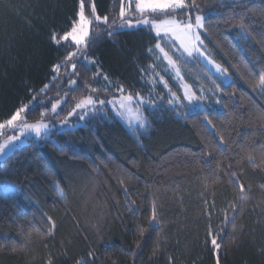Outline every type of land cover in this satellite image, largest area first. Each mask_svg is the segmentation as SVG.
<instances>
[{
    "label": "trees",
    "instance_id": "16d2710c",
    "mask_svg": "<svg viewBox=\"0 0 264 264\" xmlns=\"http://www.w3.org/2000/svg\"><path fill=\"white\" fill-rule=\"evenodd\" d=\"M121 1L85 0L93 23L73 70L76 46L51 37L71 29L81 0H0V123L22 106L27 122L63 120L87 96L138 94L147 125L127 129L104 109L0 162V179L16 185L0 194V264H264V0H195L203 48L228 83L163 45L204 94L202 111L164 72L149 29L117 30Z\"/></svg>",
    "mask_w": 264,
    "mask_h": 264
},
{
    "label": "snow or ice",
    "instance_id": "6c2138e0",
    "mask_svg": "<svg viewBox=\"0 0 264 264\" xmlns=\"http://www.w3.org/2000/svg\"><path fill=\"white\" fill-rule=\"evenodd\" d=\"M85 0H81L79 4V11H78V19L73 23L71 29L63 36H58L53 34L51 40L57 44L61 41H71L72 44L76 46L75 52H69L66 56V61L71 63V67L73 70L77 67L76 60L78 58V53H82L81 46H87L89 43V36H90V26L93 23L92 19L85 15ZM177 10H185L180 12V15L187 16L188 18L185 20H179L176 18ZM135 11L141 14V19L137 21V24H143L145 26H150L151 30L155 33L157 38V43L155 45V49L159 50V53L162 54L163 59L167 62L168 66L172 69H176V75L180 76V72L177 68L178 63L180 62L179 59H173L171 55H169L168 51L163 46L164 44L169 45L174 50H179L182 53L183 57L191 59L195 56L202 57L208 64L213 65L215 71L220 74V76L226 78L228 73L227 70L224 69L221 65L215 64V62L208 56L206 51L203 49L204 41L201 39V30L205 27V20L206 17L199 13L198 6L195 3V0H191L189 3L188 0H135ZM191 12H196L194 22L191 17ZM152 14H159L162 18H157L155 15ZM125 9L123 6L122 0V7H121V20L124 23H127L128 27H134L135 25L131 20H125ZM91 16L95 19V21L99 22H107V17L101 18L99 15L96 14V9L94 4L91 8ZM59 66L56 65L53 67V71H58ZM107 79V77H105ZM216 84L215 91L220 92L222 89V84L218 81H213ZM259 82L261 86H264V75H260ZM75 81L72 82L75 85ZM163 83V81H161ZM50 85L45 84L44 89L46 90ZM92 91H96L95 88ZM118 91L123 92L124 89L120 88ZM184 100H186L189 104L199 103L204 100V94L197 93L193 90L190 85H184ZM136 100L139 103H143L139 95L137 94ZM133 101V96H123L118 100H95L91 96L86 99L80 100L75 105L73 112L69 113V116L73 115L75 110H86L88 108H95L96 104H100L101 106L105 104H113L119 105L120 109H125L128 105L131 104ZM168 103L171 105L174 103V100H169ZM216 103L219 104L220 101L216 100ZM57 103H53L51 107V111L53 113L57 112ZM27 111V106L20 107L13 115H11L10 119L6 121V125L8 127H16L17 122L21 121L22 114ZM139 110H137L138 112ZM118 115H123V112L118 111ZM45 112H41L40 116L41 119L36 121L35 123H22V128L20 131V135H12L8 138L6 143H0V155L6 153V151L14 146V142L18 141L21 136L25 132H29L34 134V137L39 139L42 135L47 137V129L48 123L44 122L43 117ZM80 119H84V116L81 115ZM138 126L143 128L146 127V123L139 118L136 117ZM205 121L207 124L211 125L212 121L205 116ZM5 124L0 123V129H3ZM220 143H223V139H221ZM250 162H253V157H248ZM13 191L15 190L14 186H9ZM57 189L59 190V185H57ZM244 191L243 186H241V192ZM62 195V193H61ZM241 200H244L245 197L241 196ZM134 203V202H133ZM235 206H233V211H235ZM227 219V217H226ZM234 219V217H233ZM47 223L52 225L48 229V235H51L54 229V224L51 218L48 219ZM150 225L152 224H159L160 221L157 219L155 211H153L152 216L149 220ZM145 233V229H140V234L143 236ZM211 245L213 249L218 253L219 249L221 248V244L217 242L216 239H211ZM137 247L139 248L140 245L138 244ZM93 254L89 253V257ZM133 258H135L136 253H131ZM48 264H51L49 261ZM79 264V262H78ZM169 264H172L171 259L169 260ZM216 264H220V258L218 257L216 260Z\"/></svg>",
    "mask_w": 264,
    "mask_h": 264
},
{
    "label": "rangeland",
    "instance_id": "374dc122",
    "mask_svg": "<svg viewBox=\"0 0 264 264\" xmlns=\"http://www.w3.org/2000/svg\"><path fill=\"white\" fill-rule=\"evenodd\" d=\"M228 2H233V1H238V0H227ZM123 6L125 9V20H131L133 22V24L135 25L134 27L129 28L127 23L121 22L118 27L117 30H134V29H138V28H145V29H149L153 35L155 36V33L151 30L150 26H145L142 23L141 24H137V21L141 19V14L137 13L135 11V0H123ZM121 7H122V1H121ZM121 7H120V12H121ZM195 14L192 17V20L194 22L195 19ZM204 16H206V13H200ZM155 15L158 19L162 18L159 14H152ZM176 18L179 20H185L188 17L182 18L179 17L178 15H176ZM202 34H203V29L201 30V39H202ZM156 37V36H155ZM62 42H66V43H71V41H62ZM72 44V43H71ZM204 49V48H203ZM205 50V49H204ZM206 51V50H205ZM179 53H181L178 50ZM159 53V50H158ZM207 53V52H206ZM182 54V53H181ZM159 57L164 61V63L167 66V69L165 68L164 72H170L174 78V80H176V82L179 84V87L181 89L182 95L184 97V85L187 84L185 82V80L183 79V76L180 73V76L176 75V69H172L168 66L167 62L163 59L162 54H158ZM157 58H159L158 56H156ZM194 59H197L205 68L206 70L209 71L210 74L220 77L224 83H228L230 81L229 76L227 75L226 78L220 76V74H218L215 71V68L213 67V65H210L207 63V61H205L202 57L199 56H195L193 57ZM216 64V63H215ZM179 70V69H178ZM188 85V84H187ZM127 96V95H125ZM89 96L85 97L84 99L88 98ZM92 98H94L95 100H105V101H111V100H118L123 96H118V97H114L111 99H102V98H95L93 96H91ZM142 100V99H141ZM143 101V100H142ZM185 103L189 104L186 100H184ZM80 102V101H79ZM78 103V102H77ZM75 103L72 108L70 109V112H73L75 105L77 104ZM58 107H57V112L53 114L56 115L59 112V105L60 103L58 102ZM191 106V108L193 110H197V111H202L204 110L206 107L202 102L199 103H193V104H189ZM145 106V102L143 101V103H139L136 100V97H133V101L131 102L130 105H128L125 109H120L119 105H113V104H105L103 106H101L100 104H96L95 108H88L86 110H75L74 114L66 117L63 120H57L53 117L51 118H44V122L48 123V129L47 131V137L49 138L50 133L51 132H60L63 130H67V129H73L77 126H81L84 123L85 118L89 115L92 114L93 112H102V110L104 109H109L111 114L119 121L121 122L127 129L130 130H134V129H138L141 128L138 126L137 123V119L136 117L139 116V118L141 120H143L146 123V119L143 115V108ZM137 110H139L137 112ZM107 111V110H105ZM104 111V112H105ZM118 111L123 112V115H118ZM81 115L84 116V119H80ZM22 123H35V122H27L25 120L24 115L22 114V118L21 121L17 122V126L16 127H8L6 125V122L3 123L5 124V127L3 129H0V143H6L8 141V138L12 135H20V131L22 128ZM144 128V127H143ZM42 137L45 136H41L39 139H41ZM30 138H35L34 134L29 133V132H25L21 138L18 141L14 142V146L10 147L5 154L0 155V162H3L5 158H7L15 149L19 148L20 146H22L23 144L26 143V141ZM37 139V138H35ZM9 186H14L15 190L13 191ZM16 192V185L10 181H7L5 179H0V194L2 195H14Z\"/></svg>",
    "mask_w": 264,
    "mask_h": 264
}]
</instances>
